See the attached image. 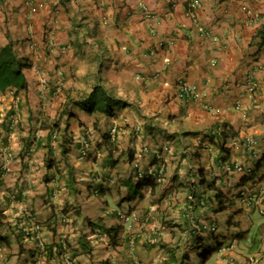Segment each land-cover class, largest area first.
I'll list each match as a JSON object with an SVG mask.
<instances>
[{
	"label": "crops",
	"instance_id": "0c3cea01",
	"mask_svg": "<svg viewBox=\"0 0 264 264\" xmlns=\"http://www.w3.org/2000/svg\"><path fill=\"white\" fill-rule=\"evenodd\" d=\"M9 42L31 66L25 88L0 92V264L166 263L171 242L146 224L143 192L155 197L170 182L201 200L198 174L183 167L182 151L196 149L208 156L207 180L234 201L235 230L209 237L216 264H264V0H0V47ZM97 83L126 102L112 116L76 103ZM67 123L71 182L60 145ZM237 163L249 170H227ZM138 169L171 176L154 194L131 196L125 182ZM184 203L172 214L189 225L199 216ZM163 209L160 222L170 217ZM34 221L46 250L22 233Z\"/></svg>",
	"mask_w": 264,
	"mask_h": 264
},
{
	"label": "rangeland",
	"instance_id": "374dc122",
	"mask_svg": "<svg viewBox=\"0 0 264 264\" xmlns=\"http://www.w3.org/2000/svg\"><path fill=\"white\" fill-rule=\"evenodd\" d=\"M176 144V143H175ZM186 149V148H184ZM196 154L195 157L192 156L193 153H191V151H182V156L185 158L184 163H183V167L185 169V173L184 174H188V172L190 170L194 169V172L196 174H198V169L199 168H203L204 172L206 173V171H210L211 167L209 166V159L208 156L206 155V153H199V151L196 149L195 152ZM182 160V158H181ZM143 167L142 170H146L147 168L142 165ZM206 167H208L209 169H207ZM174 169V168H173ZM155 171V170H154ZM153 171V172H154ZM214 171V170H213ZM163 174H165V171L163 172ZM172 174V173H171ZM171 175L165 176L163 177V179H169ZM196 176V175H195ZM214 177H217V175H215ZM197 179L200 178V176L196 177ZM218 178V177H217ZM117 182V180H116ZM165 182V181H164ZM217 182V181H214ZM218 187L220 186V183L218 182ZM206 188L207 186L205 184H203L200 188H199V193H200V198H204V200L207 202V205L205 206L206 208L203 210L202 208H204V205L201 204L200 206L196 205L195 208H197V212H198V218H193L192 221L190 222V224L188 225V223L186 221L181 222V219H186L188 217L184 216L181 218H176L174 217V202H182L185 201L184 203V211L186 214H189L192 210L190 209L191 207V203H195L196 201L194 200V196L191 193V190H176V188H174V186L170 185V182H166V186L163 188H160L159 190H157V194L155 197H152V192H149V189L147 188L145 192H143L144 197L147 198V201L149 202V204L147 205V210L148 212L145 213V215H147L150 212H152V214H150V216H153L149 221L146 222V224L154 223V224H158L155 225V229L158 231L157 232H162V237L164 238L165 241H167L168 243L171 242V251H168V255H167V259H165L166 263H160V264H204L203 263V258L201 257L203 250V247L199 249V251H196V249L199 247V242H200V238L202 240H206L205 244L206 246H210V247H214L216 246L218 243H214L213 241L209 243V237L211 236H218L219 234H221L222 232H224L228 227H232L231 231H234L235 228L233 227L234 224L237 222L235 220V216H234V209H233V204L234 201L229 199V203H227L228 205V209H224L223 211H221V213L219 215H216L213 209H216V201H214L215 199H210V196L214 197L215 192L213 193L212 191L210 192V195H202V193H206ZM152 190V189H151ZM153 194L155 189L152 190ZM139 197V196H138ZM152 199V200H151ZM182 199V200H179ZM232 204H231V203ZM158 203L161 204V206L158 205ZM197 204V203H196ZM176 206V204H175ZM164 208L162 211L165 214V216H170L168 219H164L163 221H159L158 216H156V214L154 212H156L159 208ZM171 207V209H170ZM186 209H188V212L186 211ZM172 212H171V211ZM191 210V211H190ZM238 210V209H235ZM240 210V209H239ZM243 210V209H241ZM169 211V215H166V212ZM185 214V215H186ZM175 219H178V221H174ZM146 221V220H145ZM161 224H160V223ZM175 222V223H174ZM247 223V222H245ZM163 224L166 225V229L163 228ZM178 224H180L178 226ZM213 224H215V230H212V226ZM185 225V226H182ZM174 226H177L176 228H174ZM206 226V228H205ZM210 227V228H209ZM107 230V229H105ZM160 230V231H159ZM194 230V237H193V242H192V247L190 246V244H188V234ZM204 230H207L206 234L203 233ZM174 232H177V234L180 236V239H177L174 241ZM138 233V231L133 232L132 236L136 235ZM111 238V243L117 244V241H115V239L113 237ZM164 241V242H165ZM214 245V246H213ZM174 249L176 250L175 255H174ZM189 253L190 254V259H184L183 261L180 262V257L183 256L184 254ZM173 256V258H172ZM175 256V257H174ZM217 256L218 254L215 253V255H213L211 257V259L205 263V264H216V260H217ZM214 257V258H213ZM174 258L176 259L175 261ZM98 263H101L98 262ZM102 264V263H101Z\"/></svg>",
	"mask_w": 264,
	"mask_h": 264
},
{
	"label": "trees",
	"instance_id": "16d2710c",
	"mask_svg": "<svg viewBox=\"0 0 264 264\" xmlns=\"http://www.w3.org/2000/svg\"><path fill=\"white\" fill-rule=\"evenodd\" d=\"M30 66L31 64L28 58L24 56H19L12 42H9L6 45L0 47V92H5L6 90L12 88H16V89L25 88L27 86V78L24 70ZM76 103L77 104L80 103L83 109H85L88 112L92 113L95 111H100L105 115H111V116L115 114L116 108L126 104V102H124L117 96L108 94L103 88L101 83L95 84L93 89L89 93H87L82 100ZM68 128H69V124L67 123L65 127H63L62 129L63 132H62V140L60 141V145H61L63 158L66 162V166L68 167L67 180L71 182L75 180V174L73 167L69 162L70 151H71V139L67 138L65 135ZM133 158H134L133 156H130L129 159L132 160ZM107 162L110 165L115 166L118 163V160L115 158H110ZM49 167H52V165H50ZM160 170L162 169L155 170L153 174L144 173L143 177L137 179L127 178L125 185L127 187L128 194L131 196L139 195L140 193H142V190L145 187H152L153 189H155L158 185L157 174ZM198 176H200L199 179L202 185L205 184L207 188L214 189L215 194L213 199H215L214 201H216L215 210L223 211L224 209H226L228 207L227 203H229V198L228 196H226L223 190L217 187L216 182H210L209 180H207V173L204 172L203 168L198 169ZM100 191L102 193V188ZM192 191L193 190H191V192ZM192 195L195 196L194 193ZM199 197L201 196L199 195ZM195 201H196L195 203H191L190 209L192 211L196 209L195 208L196 205L200 206L202 202L198 198L195 199ZM186 211H188V209H186ZM4 217L5 216L3 210H0V220ZM0 239H6V236H0ZM201 242L202 239L200 238L199 245ZM202 247L204 251L202 252L201 257L203 258V263L205 264L211 259L213 253L218 249L219 246L217 245L215 247H210V246L201 245L200 248ZM184 259L189 260L190 254L189 253L184 254L183 256L180 257L179 260L181 262ZM175 260L176 259L174 258L173 261Z\"/></svg>",
	"mask_w": 264,
	"mask_h": 264
},
{
	"label": "built area",
	"instance_id": "2783aa9c",
	"mask_svg": "<svg viewBox=\"0 0 264 264\" xmlns=\"http://www.w3.org/2000/svg\"><path fill=\"white\" fill-rule=\"evenodd\" d=\"M28 2L33 3V0H28ZM31 9L35 10V5L31 4ZM184 89H186V91H188L190 93V95L194 94V89L193 88L186 87ZM117 132H118V126H114L110 130L111 137L115 138L117 136ZM90 148H91V142L89 140H86L84 142L83 146L80 148L81 156L82 157L86 156L88 154ZM226 168H227L228 171L235 170V171L240 172V173L247 172L249 170L248 167L244 166L243 164H239V163L235 164L234 166H232L231 164H227ZM143 175H144V172L141 169H138V171L135 174V177L136 178H141V177H143ZM163 177H164L163 170H160L158 172V174H157V181L161 182L163 180ZM96 178L99 180L100 177L97 176ZM115 181H116L115 178H111L110 179L111 183H114ZM240 193H241L242 200H243V202L245 204H249L252 201V199H253V197L251 196L252 194L250 195L248 190L243 189V190H241ZM94 194L95 195H99L100 194V189L99 188H95L94 189ZM253 195L257 196L258 193L257 192L253 193ZM202 204L203 205L205 204L203 200H202ZM150 214H152V212L148 213L145 216L147 218L146 221H149L153 217V216H150ZM119 215L125 221L128 220V217L126 216L125 213L119 211ZM213 228H215L214 225H213ZM42 231H43V224L41 222H39V221H34L31 227L24 226L22 233H23L24 237H26V238H28L30 240L38 242L39 245L41 246V248L46 250V243H45V240H44V238L42 236ZM228 248H229V245H226L224 249H228ZM65 261H66L67 264H72L71 258L67 257L65 259ZM112 264H122V263L117 261V260H115V259H113ZM131 264H140V263L135 258L134 261Z\"/></svg>",
	"mask_w": 264,
	"mask_h": 264
},
{
	"label": "clouds",
	"instance_id": "9594fccd",
	"mask_svg": "<svg viewBox=\"0 0 264 264\" xmlns=\"http://www.w3.org/2000/svg\"><path fill=\"white\" fill-rule=\"evenodd\" d=\"M98 176L100 177L99 180H98L97 178H96V179H97L98 181L103 182V184H104L105 182H106V183H109V182H110V180H108V181L105 180V179L103 180L99 174H98ZM95 177H97V175H96ZM135 179H137V178H135ZM115 180H116V179H115ZM115 182H116V181H115ZM115 182H114V183H115ZM95 188H99V187H95ZM95 188H94V189H95ZM94 189H93V194H94ZM99 189L101 190V188H99ZM94 195H95V194H94ZM100 195H101V191H100V194H99V195H95V196H100ZM200 199H201V201H202V200L204 201V203H205V204H204V207H205V206L207 205V202L204 200V198H200ZM201 204H202V202H201ZM213 225L215 226V224H213ZM205 228H206V226H205ZM209 228H210V227H209ZM212 230H215V228H213V226H212ZM206 232H207V230H204V231H203V233H206ZM230 244H231V242L227 243L226 245H230ZM217 245L219 246V244H217ZM217 245H216V246H217ZM205 246H206V245H205Z\"/></svg>",
	"mask_w": 264,
	"mask_h": 264
}]
</instances>
